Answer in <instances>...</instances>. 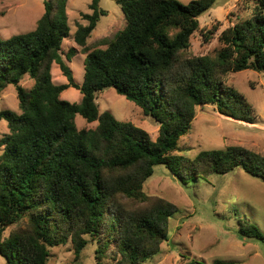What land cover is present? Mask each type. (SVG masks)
Returning <instances> with one entry per match:
<instances>
[{"label": "trees", "instance_id": "16d2710c", "mask_svg": "<svg viewBox=\"0 0 264 264\" xmlns=\"http://www.w3.org/2000/svg\"><path fill=\"white\" fill-rule=\"evenodd\" d=\"M116 1L126 24L103 37L102 46L89 42L108 14L100 0L82 13L74 34L68 0H44L35 29L0 36V88L14 84L21 108L0 110L9 128L0 142V255L8 264H49L51 248L69 242L77 261L90 241L98 264H145L169 239L178 211L164 197L146 196L145 183L160 163L184 183L237 168L264 179V154L242 145L202 149L195 157L175 153L200 105L255 123L252 104L228 80L245 69L264 72V0H251L252 15L222 31L215 55L188 51L200 16L216 0ZM71 35L85 55L81 85L63 56ZM76 53L73 47L68 60ZM54 63L68 83H54ZM27 75L35 81L30 90L22 85ZM70 87L80 89V102L62 99ZM110 87L159 124L155 140L100 109L98 94ZM77 115L96 128L78 127ZM238 233L264 241V231L248 219L240 218ZM181 264L206 263L186 257Z\"/></svg>", "mask_w": 264, "mask_h": 264}, {"label": "rangeland", "instance_id": "374dc122", "mask_svg": "<svg viewBox=\"0 0 264 264\" xmlns=\"http://www.w3.org/2000/svg\"><path fill=\"white\" fill-rule=\"evenodd\" d=\"M189 3L191 0H180ZM92 0H68L67 11L71 32L77 23L84 22L82 13L91 12ZM100 8L108 11L101 16L89 42H98L103 37L114 35L124 28L126 14L116 0H100ZM254 2L251 0H216L215 4L200 16V29L194 33L188 54L215 55L223 46L219 40L222 31L237 21L252 15ZM0 36L8 38L18 33L35 29L37 21L45 11L44 0H0ZM63 56L69 63L76 83L84 81L85 55L67 37L62 45ZM104 46V45H103ZM76 47L77 53L68 60V53ZM54 83H68L59 64L52 68ZM35 81L29 75L22 85L30 90ZM228 84L244 94L253 106L255 123L235 119L221 114L215 105L197 107L191 131L179 140L175 153L195 157L202 149L226 148L242 145L264 154V72L245 69L233 72ZM62 99L80 102L79 88L70 87L61 94ZM97 102L102 111H110L121 121H130L149 132L155 140L159 135V124L143 109L119 94L113 87L98 94ZM11 109L21 112L14 84L0 88V110ZM78 127L96 128L97 122L89 123L77 115ZM9 132L7 120L0 121V142ZM4 146L0 145V154ZM148 198L160 196L172 201L178 211L171 218L169 239L158 254L145 264H181L186 257L213 264L216 259L231 260L233 264H264V241L242 237L238 233L240 218L248 219L264 231V179L237 168L229 173L212 174L208 178L182 182L165 163L155 165L154 173L145 183ZM11 228L5 231L9 235ZM90 239V236H88ZM96 244L92 241L76 261L73 244L51 248L49 264H98L95 256ZM0 264H8L0 255Z\"/></svg>", "mask_w": 264, "mask_h": 264}]
</instances>
